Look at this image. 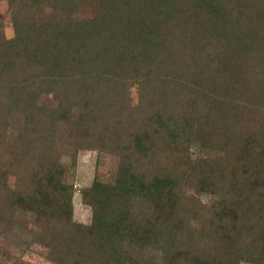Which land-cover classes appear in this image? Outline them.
Returning <instances> with one entry per match:
<instances>
[{
    "label": "trees",
    "instance_id": "16d2710c",
    "mask_svg": "<svg viewBox=\"0 0 264 264\" xmlns=\"http://www.w3.org/2000/svg\"><path fill=\"white\" fill-rule=\"evenodd\" d=\"M4 1L0 264H264V0Z\"/></svg>",
    "mask_w": 264,
    "mask_h": 264
},
{
    "label": "rangeland",
    "instance_id": "374dc122",
    "mask_svg": "<svg viewBox=\"0 0 264 264\" xmlns=\"http://www.w3.org/2000/svg\"><path fill=\"white\" fill-rule=\"evenodd\" d=\"M88 11L85 10L84 13ZM12 35V27L9 20V8L6 2L0 1V38L10 37ZM133 100H135V93L132 91ZM46 101L42 96L40 102ZM64 161V174L63 180L65 183L73 184L75 191L72 197V219L82 223H89L91 219V209L88 205L84 204L81 199V188L89 186L92 180L96 177L103 182L111 183L114 181L116 158L93 149H82L77 153L76 161L69 162V158L63 155ZM10 186L14 185V179L11 176L8 179ZM199 198L203 202L215 203L217 196L210 193H202ZM30 227V225H27ZM46 249L41 248L39 245H32V251L23 255V261L28 264H51L45 259ZM246 264V263H242Z\"/></svg>",
    "mask_w": 264,
    "mask_h": 264
}]
</instances>
